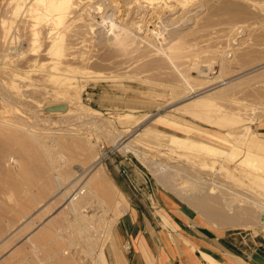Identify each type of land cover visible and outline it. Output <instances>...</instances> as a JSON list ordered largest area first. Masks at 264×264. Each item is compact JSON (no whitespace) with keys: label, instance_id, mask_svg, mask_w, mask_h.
I'll use <instances>...</instances> for the list:
<instances>
[{"label":"rangeland","instance_id":"374dc122","mask_svg":"<svg viewBox=\"0 0 264 264\" xmlns=\"http://www.w3.org/2000/svg\"><path fill=\"white\" fill-rule=\"evenodd\" d=\"M19 2L0 0V134L9 132L36 142L26 143L27 149L20 152L16 144L0 135V146H7L0 154V264H94L101 247L110 264L108 253L119 248L116 227L123 214L116 215L128 208L126 197L113 191L114 202L99 198L101 206L108 210L106 214L98 212L100 205L97 197L93 198L95 203L83 209L84 213L98 212L96 231L80 232L72 227L74 217L61 210L71 192L65 196L67 200L59 194L75 177L77 168L89 167L95 156L101 158L107 186L109 181L114 184L112 178L119 175L139 197L143 185L170 191L136 155L116 146L122 136L130 137L148 157L163 161L170 172L179 171L183 176L179 182L186 188L192 187V180L203 177L264 199V185L244 177L253 169L252 164L237 165L242 156L230 161L221 154L214 156L213 151L202 148L204 144L199 147L204 141L203 132L219 137L229 134L233 144L247 128L264 140V0H184L181 4L175 0H118L113 6L109 0H76L64 37L63 54L70 72L59 75V79L45 78L50 73V60L44 55V38L36 55L16 56L27 47L29 39L21 13L12 14ZM97 4H102V12L90 8ZM87 15L98 22L102 15L109 19L90 31L88 24L93 22ZM112 22L116 26L114 33L119 28L134 33L137 22L144 26L142 33H135V37L119 45L110 32ZM29 58L37 59L36 70L25 76V70L30 69ZM41 71L45 72L41 75ZM220 71L221 79L230 81L228 87L218 81ZM209 88H214L209 106L193 113L190 107L194 103H188L189 98ZM216 113L221 116L216 117ZM226 118L233 119V124L226 125ZM171 136L199 145H171ZM56 140L64 141V148L55 144ZM78 141L85 145L80 146ZM210 141L224 151L232 145L230 141ZM235 144L243 147L238 141ZM41 148L57 156L53 169H48ZM23 163L32 173V195L24 194L23 184L15 180ZM263 163H259L258 170H251L253 174L264 176ZM220 165L228 167L229 174L247 189L237 188L240 183L227 179ZM65 169L72 176L58 187L55 177ZM11 190L18 195H10ZM28 197L35 198V202L31 201L27 211L19 212L17 200L25 202ZM175 197L183 203L192 222L219 228L202 219L180 196ZM47 201L48 207L32 216ZM58 213L60 216H56ZM163 219L169 226L168 218ZM51 220L57 227L55 235L36 246L30 243L29 235L44 224L48 226ZM260 228L256 223L233 231L264 235Z\"/></svg>","mask_w":264,"mask_h":264},{"label":"bare ground","instance_id":"6f19581e","mask_svg":"<svg viewBox=\"0 0 264 264\" xmlns=\"http://www.w3.org/2000/svg\"><path fill=\"white\" fill-rule=\"evenodd\" d=\"M74 1L76 2V0H20V2L18 4L16 3L17 5H16L14 11H12V14L14 16H17L18 13H21V16H23V21H22L23 28L28 30V33H29V39H27L28 42H26L27 47L25 49L19 51L16 54V56H18V58H25L26 56L36 55L37 54V48L41 45L42 38L47 40V42H46L47 44H46L43 51H44V55L50 60L49 61L50 73H47L45 75V78L59 79V75H64L67 72H70V66H69L68 61L66 59V56L63 54V52H64V37H65L67 31L69 30V24H70V23L69 24H67V23L71 22L69 20H70L71 14H72L71 9H72V5H74L73 4ZM102 1L103 0H101V2ZM109 1H110V4L112 6H113V4H118V0H109ZM175 1L178 4H181L182 2H184V0H175ZM101 5L97 4L95 7H90V8H92L94 11L99 13V12H102L101 11ZM87 16H90V15H87ZM100 19L101 20L98 22L95 20L94 17L90 16V18L88 20L93 22V23L88 24L90 31H93L94 26H102L105 23L106 19H109V18H107L106 15H102V16H100ZM236 22H237V20H236ZM6 23H8V22H6ZM11 23L13 25V22H10V24ZM2 24L4 26H6L4 23H2ZM142 26H144V25L140 24V22H137V29L134 30V33L129 31L126 28H119L117 33H114V28L116 26L112 22L110 32H113V39H114V42L116 44L124 45L125 42L128 40V38L136 36L135 33H142ZM7 28L9 29V27H6V29ZM6 32H8V31H6ZM4 38H5V40L7 39L6 37H4ZM139 39H143V38H139ZM233 40H232V42H233ZM66 49H67V47H66ZM36 62H37V59H35V58L27 59V63H31V64H29L30 69L27 68L25 70V72H24L25 76L26 75L29 76V74H30L29 72L35 73L36 69H34V67H35L34 65L36 64ZM74 69H75V67H74ZM43 72H45V71H43ZM43 72L41 71V75L43 74ZM19 74H20V72H19ZM15 76L18 77L20 75H15ZM221 77H222V75H221V71H220V74L217 77L219 79L218 81L222 82V85H226L227 87L229 85H231L230 81L224 82V80L221 79ZM215 83L216 82L214 81L213 84H215ZM70 86L71 85L69 83L66 84L67 89H70ZM214 88L202 90V91L196 93L193 97L189 98L190 102H188V103H194L190 107L191 110L194 111L193 113H199V112H201V110L203 108L209 106L208 104H210V102H211L210 101L211 100L210 95L213 93L211 91ZM212 101H213V99H212ZM223 115H224V113H223ZM215 116L219 117V116H221V113L220 114L216 113ZM211 118H213V117H211ZM208 119H210V117H208ZM224 122L227 125V123L233 124L234 121L231 118H226ZM184 126H186V125H184ZM190 130H192V129H189L188 131H190ZM232 134H234V133H232ZM0 135L3 138L11 140L13 144H16V146L18 147L20 152H24L25 149H27V146L25 145L26 143L30 142L31 144H33L36 142L34 139H31L30 137H27V138L26 137H24V138L18 137L15 134H12L9 132L1 133ZM201 136L204 137L203 139L205 142L202 141L200 145L196 142H195L196 144L192 143V141L188 142L187 140L176 137V136H171L169 139L171 140V142H170L171 145L176 144V145H179L180 147L192 146V144H193V146L197 145V147H198V145H199V147H200L202 144H204V147L202 146V148H208L209 150L213 151V153H211V154H213V155L215 153H216V155L221 154V155H223V159H226V160L228 159L230 161L233 160L235 157L237 158L238 156H242L241 157L242 160L240 162H238L237 165H239V164L243 165L244 164L245 166H247L246 164L250 163V164H252L250 166H253V169H251L253 171L255 169L258 170L260 168L259 163H262L264 161V140L258 138V136L256 134L250 132L247 128H244L241 132V135L236 137V140L238 142H240V144L243 145V147H238V145L235 144V142H237V141H235L232 144L231 141L228 140V137L231 136L229 134L228 135L226 134L224 137H219V136H215V135L203 132V133H201ZM125 137L126 136H122L120 138L119 142H116V146L119 147L120 150H124L126 152H132L134 155H136L144 164H146V166L153 172V174L157 177L158 181L165 188L172 191L173 194L175 193V195L180 196L183 199L182 201L186 202V204L189 207H191L206 222L211 223L213 225H217L219 228H222L225 230L226 229H232L233 230V229H239V228L253 227L256 223L257 224L259 223L261 225L260 229L264 230V199L259 198V196H257V195H249V193H248V195L240 193L237 190L231 188L229 185H226V183L222 184V183H218L212 179L211 180L207 179V178L203 179L202 176H201L202 178H198L194 182H193V180H192V182L188 181L189 184L191 183V186H192V187L187 186L189 188L188 189V188L182 186L181 183L179 182V180L183 179L182 178L183 176L178 174L179 171L173 169L170 172V170H168V168H167L168 166L166 168H164L163 161H161L160 159L148 157L147 154H145V152L137 149L134 146V144L132 142L133 140H131L130 137H127V138H125ZM232 137H233V135H232ZM23 139H25V140H23ZM210 140H214L216 142H228V141H230L229 143H231L232 145L230 146V148L225 149V151H224L222 149V147L218 148V146L215 145ZM54 142L59 147L64 148V141L56 140ZM9 144H11V142H9ZM36 144H37V146L42 147V145L39 142H37ZM78 144L80 146L85 145V143L80 142V141H78ZM5 146H6L5 144L0 146V154H1L2 150L5 148ZM185 148H188V147H185ZM41 149H42L41 150L42 155L47 159L46 163H48V169H49V167H50V169H53L55 162H56L55 160H57L56 159L57 156L55 154L50 153L48 150H46L44 148H41ZM208 154H210V153H208ZM40 158H42V157H40ZM212 160H214L213 157H212ZM201 164H202V162H201ZM208 165H210V164H208ZM211 165H214V164H211ZM263 165H264V163H263ZM263 165H262V167H263ZM201 166H203V165H201ZM260 166H261V164H260ZM227 168H224L222 165H220V170L226 171V172L225 171L223 172L225 174V177L226 178L229 177L230 180L232 179L233 181H236V182L238 181V183H240L238 185L239 187L236 185L238 183H236V182L233 183L235 186H237V188H240V187L246 188L244 183H242L240 180L235 178V176H232L231 174H229V169H227ZM251 170H248V174H245L244 177L247 178V180L250 181L251 183H255V184L260 185L262 187V185H264V176L262 177L261 173L260 174L259 173L253 174V172ZM104 174H105V171L103 170V166L101 164V158L99 156H95L93 162L90 164L89 167H87V168L78 167L77 168V170L75 172V177L71 181L69 180L68 184L63 188L64 192L61 191L62 193L59 194L61 196L60 198H62V197L65 198V196H67V193L71 192L69 197L68 198L66 197L68 199V201L63 206V208H61V210H64L65 214H71L74 217V219L72 220V222H73L72 227L74 226V227L79 228L78 231L81 230L80 232L89 231V230L96 231V229H95L96 228V219H95L96 215H98V212H102V213L106 214V211H108L105 209L104 206H101L100 199L102 201H107V202L113 201V197H114L113 191L119 192V190L116 188V186L112 182L109 181L108 186L105 184ZM5 176H6V173H5ZM71 176H72V174L67 169H65L60 175H56L55 179H56V183H57L58 187L62 186L64 184L65 180L68 181L67 179H69ZM16 177H17V179L15 178V180L20 181L23 184V187L25 188L24 194H28V195L31 194L29 186H30V183L32 182V173H31V171L28 170V168L26 167V165H24V163L20 167L19 172L16 174ZM7 178L8 177L6 176V180H7ZM9 180H11V179H8V182H10ZM12 181L14 182L13 179H12ZM197 183H200L201 185H207V187L206 186H205L206 188L202 187V186H200V184L197 185ZM13 186H14V184H13ZM10 187H12V186H10ZM41 187H44V186H41ZM190 188H192V189H190ZM217 192H219V194H220L219 197L217 196L218 194H216ZM13 193H15V192H13ZM13 193L11 190L10 195H12ZM15 195H18V192L15 193ZM29 197L25 202L17 200L16 205H18L17 207H19V209H20V210H18L19 212H21V211L23 212V210L25 211L29 205H32L33 203L31 204V201L35 202V198H34V200L33 199L29 200ZM95 197H97V205H100V206H98L100 210L97 213H91V214H89L88 212L84 213L83 208L86 205L91 206L93 203H95L92 201L93 198H95ZM116 200H117V198L115 199V201ZM50 201H47L46 203L40 205L39 209L36 210V212L34 214H32V216L33 215L36 216V213L38 211L40 212V210L44 209L45 207H48ZM28 209H29V207H28ZM123 213H124V210L122 209L119 212V214L116 215V218L119 217V215L121 216ZM56 216H60L59 213ZM44 225H42V227H40L38 229V231L30 234L28 237L29 242L34 244L35 246L37 244L43 243L44 239H46V237H48L49 235H53V234L55 235V233H53V232L57 231V227L55 226V222L53 220H51V222L49 223L48 226L47 225L44 226ZM97 228H99V227H97ZM101 229H102V227L100 228V230ZM105 236H106V234H105ZM97 252L98 253L96 255V262L95 263L96 264H108L106 256L103 252V248L101 247ZM203 257L208 264H219L217 261H215L209 255H206L203 253ZM69 263H67V264H69Z\"/></svg>","mask_w":264,"mask_h":264},{"label":"crops","instance_id":"0c3cea01","mask_svg":"<svg viewBox=\"0 0 264 264\" xmlns=\"http://www.w3.org/2000/svg\"><path fill=\"white\" fill-rule=\"evenodd\" d=\"M112 181L128 208L117 223L119 248L108 253L110 264H204L203 253L219 264H264L263 234L192 222L170 191L143 185L139 197L123 177L116 175Z\"/></svg>","mask_w":264,"mask_h":264},{"label":"built area","instance_id":"2783aa9c","mask_svg":"<svg viewBox=\"0 0 264 264\" xmlns=\"http://www.w3.org/2000/svg\"><path fill=\"white\" fill-rule=\"evenodd\" d=\"M204 264H208L207 262H204Z\"/></svg>","mask_w":264,"mask_h":264}]
</instances>
